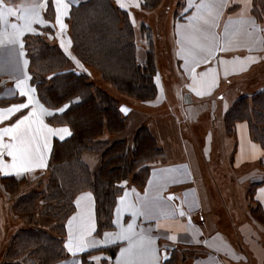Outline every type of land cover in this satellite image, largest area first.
<instances>
[{
  "label": "crops",
  "instance_id": "crops-1",
  "mask_svg": "<svg viewBox=\"0 0 264 264\" xmlns=\"http://www.w3.org/2000/svg\"><path fill=\"white\" fill-rule=\"evenodd\" d=\"M48 1L18 4L0 0V177L46 172L54 141L71 135L68 125L49 122L61 110L48 107L38 96L25 36L49 28V41L71 55L67 19L72 7L85 0H63L59 5L51 0L53 20L46 14ZM116 3L132 14L141 9L142 0ZM184 5L183 15L171 24L181 85H171L175 90L171 92L160 70L156 97L128 117L131 132L144 124L150 127L166 159L150 163L144 188L124 182L114 213L115 229L101 235H97L94 193L89 189L79 192L75 211L66 223L68 257L57 264H84L83 253L114 242L120 245L113 259L108 262L105 252H95L89 257L91 264H164L169 245L173 246L170 252L175 250L177 264H264V223L251 212L254 202L234 206L228 200L226 206L223 182L224 170L238 172L245 185L264 176V148L252 138L247 121H238L232 134L224 126L230 106L241 95L264 86V72L260 71L264 68V0H184ZM145 52V47L138 48L140 58ZM230 85L237 86L236 90L225 94ZM21 104L27 107L7 112ZM33 111L52 133L40 131L36 118L25 121L19 130L5 132L15 130ZM64 129L67 131H61ZM33 135L39 137L40 145L36 162L27 170L12 167L13 158L4 146L17 142L13 136ZM83 161L92 173L99 169L98 154L85 153ZM262 179L256 183L253 197L264 213ZM224 213L231 224L223 221ZM12 216L10 196L0 182V252L19 227Z\"/></svg>",
  "mask_w": 264,
  "mask_h": 264
},
{
  "label": "trees",
  "instance_id": "trees-1",
  "mask_svg": "<svg viewBox=\"0 0 264 264\" xmlns=\"http://www.w3.org/2000/svg\"><path fill=\"white\" fill-rule=\"evenodd\" d=\"M4 1L33 4L43 0ZM161 1L142 0L141 10L150 14ZM48 2L46 14L53 20L54 6L51 0ZM135 13L116 0H85L74 5L67 19L71 55L49 41V28L43 30L45 33L25 36L29 71L38 96L48 107L61 110L50 116L49 122L68 125L71 135L54 141L46 172L0 177L19 224L4 249L2 264H57L67 258L66 223L82 190L94 193L97 235L113 230L124 182L144 188L151 173L150 163L165 161L164 151L148 125L133 132L128 126L130 113L156 97V77L160 73L154 35L149 32L152 28L145 21L138 29ZM139 47L146 48L143 58L138 56ZM99 77L107 85L100 83ZM238 121H247L252 138L264 148V86L241 95L230 106L224 115L226 132L232 134ZM105 135L108 138L100 139ZM85 153L100 156L95 173L83 161ZM255 186L249 193L255 203L251 212L264 223V213L253 197ZM119 245L88 250L83 253L84 264H91L89 257L100 251L107 254L109 262ZM169 252L163 263L177 264L175 250Z\"/></svg>",
  "mask_w": 264,
  "mask_h": 264
},
{
  "label": "rangeland",
  "instance_id": "rangeland-1",
  "mask_svg": "<svg viewBox=\"0 0 264 264\" xmlns=\"http://www.w3.org/2000/svg\"><path fill=\"white\" fill-rule=\"evenodd\" d=\"M154 10H153L154 13L151 11L150 14L148 13L147 15L141 9H138L137 11L132 10V12L134 13L136 12L135 13L136 18L134 20H136L135 22H136L138 29H141L140 27L142 26V23L145 21L149 22V25L152 28L151 30H149V32H150V35L152 32L154 35V42H153L154 51L156 53V59L159 64L158 67L161 70V75L165 81L164 83H166L167 86L174 85V83L181 85L182 76L178 74L176 60L173 56L174 47H173V40H172L171 24H172V19L179 18L183 15L185 11L184 0H162L160 4ZM146 39L147 37L143 38L144 43L147 42ZM262 69L264 68L262 67L260 71L263 73L264 71ZM98 79L100 83H104L105 85H107V82L101 81L100 77ZM249 83L250 82L247 81V85H250ZM236 88L237 86L230 85L228 90L225 91V94L226 92L227 94L228 93L233 94L234 89L236 90ZM172 90L175 92V90L173 89V86H171L170 88L171 92ZM112 92L116 94L118 93L114 89H112ZM118 95H120V93H118ZM202 128H203L202 126L199 127V129L201 130ZM239 175L240 174L238 172H233L232 170L227 172L226 170H224L223 182L225 185V192H226L225 194H226V199H227L225 202L226 206H228V200H229V203L231 201L230 204L234 206L244 205L245 201H248L251 199L250 194H249L251 190V186L254 183H257L263 180L262 178H264V176L262 177L258 175L256 178L253 179V181L249 185H245V183L240 180ZM218 204H220V202H218ZM251 205L250 207L253 208L254 203H251ZM247 206L248 205L246 204V207ZM223 216H224L223 221H225V224L227 225L231 224L228 219V214L224 213ZM12 221L15 223L18 222L17 217L15 215L12 216ZM22 221H20L19 223L20 224L23 223ZM115 244L116 243L114 242L111 245H115ZM172 247H173L172 245H169L167 249L169 250L173 249ZM2 253L3 251L0 252L1 256H2ZM2 257L0 259V264H2Z\"/></svg>",
  "mask_w": 264,
  "mask_h": 264
},
{
  "label": "snow or ice",
  "instance_id": "snow-or-ice-1",
  "mask_svg": "<svg viewBox=\"0 0 264 264\" xmlns=\"http://www.w3.org/2000/svg\"><path fill=\"white\" fill-rule=\"evenodd\" d=\"M119 2V0H118ZM63 0H57V4H62ZM67 7V5H64ZM123 7V4L121 3L120 5ZM57 22L59 21V16H57ZM63 27V25H61ZM15 27V26H14ZM31 99V98H29ZM20 107H27V105L21 104L17 106L16 108H9L7 109L8 113L14 112V111H19ZM44 110L41 108V114H43ZM32 118H36V122H38L41 125L40 131H45L46 133H52L53 130L50 128H47L46 125L43 124L42 120H39L37 117V112L33 111L31 113V117H25L23 120H20V122L16 125V129H5V132H13L16 130H19L21 125L25 123V121L30 120ZM61 131H67L66 129L61 130ZM13 139L16 140L17 142L14 144H9L5 145L4 147L8 149V155L13 158V164L12 167H17L19 165L20 167L24 168L25 170L28 169V167L36 162L37 159V154L39 152V137L36 135H33L29 138H24L23 136H13ZM183 215V213H181ZM131 227V225L129 226ZM107 237V234H106ZM84 246V242L82 241L80 244V247ZM70 247V246H69Z\"/></svg>",
  "mask_w": 264,
  "mask_h": 264
}]
</instances>
